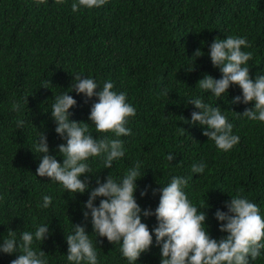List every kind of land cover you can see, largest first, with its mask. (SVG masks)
I'll return each mask as SVG.
<instances>
[{"label": "trees", "instance_id": "trees-1", "mask_svg": "<svg viewBox=\"0 0 264 264\" xmlns=\"http://www.w3.org/2000/svg\"><path fill=\"white\" fill-rule=\"evenodd\" d=\"M73 2L0 0V243L9 228L19 241L22 231L34 232L38 225L48 224L50 235L44 242L34 241V250L46 253L47 264H72L65 237L79 224L93 241L98 264H129L120 243L93 234L83 205L98 178L103 182L112 173L119 180L137 161L144 177L137 181L135 198L142 209L155 211L158 206L159 194L152 193L160 187L157 181L167 185L173 176H181L188 179L183 190L189 200L209 205L206 224L214 239L226 235L219 230L215 212L227 211L225 201L241 189L264 217V122L241 115L254 108V102H230L242 96L238 85H231L220 98L197 86L205 74L221 78L209 55L216 37L247 38L251 47L242 50L253 53L248 62L252 78L264 75V0H107L102 7H82L78 12L72 11ZM197 49L204 55L193 57ZM76 74L101 86L113 82L114 90L126 93L136 110L128 119L131 135L120 137L124 157L111 169H105L103 154L88 159L92 173L86 174L90 185L84 194L69 193L50 178L36 176L42 132L50 154L63 163L57 146L66 141L55 132L51 105L55 95L70 91ZM69 94L77 101L69 109L72 120L89 123L94 137L116 138L113 133H97L89 120L96 97ZM193 98L221 107L233 134L240 137L231 150L218 149L202 134V126L190 122L191 113L199 111L188 103ZM14 103L19 111L12 110ZM170 153L171 162L166 159ZM198 162L206 164L202 174L191 170ZM147 186L148 194L142 197ZM45 195L52 197V204L38 207ZM142 222L150 231L157 226L155 216L142 217ZM18 254L0 253V264H10ZM160 260L153 232L150 250L136 264ZM249 264H264V250L257 259L249 258Z\"/></svg>", "mask_w": 264, "mask_h": 264}, {"label": "clouds", "instance_id": "clouds-1", "mask_svg": "<svg viewBox=\"0 0 264 264\" xmlns=\"http://www.w3.org/2000/svg\"><path fill=\"white\" fill-rule=\"evenodd\" d=\"M43 2L37 0L38 4ZM55 2L62 3L63 0ZM106 2L75 0L71 8L73 12H78L82 7L99 8ZM250 47L245 37H216L211 43L209 55L213 66L221 72V78L205 74L197 86L220 98L228 93L231 85H238L242 96L238 95L230 102L245 105L254 102V108H246L241 115L264 122V75L252 78L248 62L253 59V53L242 50ZM202 55L204 53L197 49L193 57ZM68 89L70 91L54 96L50 112L56 134L66 141L57 146V154L63 157V163L50 154L48 137L42 132L36 146V151L41 154L36 176L50 178L69 193L84 194L90 185L86 174L92 173L88 159L103 154L105 169H111L114 161L124 157V142L120 137L131 135L127 124L128 119L136 115V110L127 102V94L115 91L111 81H105L101 86L89 76L76 74ZM73 91L84 94L87 99L97 98L91 106L89 120L97 133H113L116 138L94 137L89 131V123L71 119L69 109L77 105L69 94ZM188 103L199 109L191 113L190 122L202 126V134L213 141L218 149L229 151L240 142V137L233 134V125L222 113L221 107L205 103L201 98H193ZM19 109L20 105L14 103L12 110ZM19 124L22 125L23 121ZM166 159L171 162L174 155L170 153ZM205 168L206 164L198 162L192 165L191 170L202 174ZM140 169L141 163L137 161L119 180L112 173L103 182L98 178V186L91 189L89 199L83 205L85 218L88 219L90 215L93 234L97 238H107L110 243H120L121 253L129 264H136L141 254L150 250L153 232L161 251L160 264H249V258L255 260L261 255V250H264V217L258 205L243 196L242 189L225 201L227 211L218 209L215 212V218L220 222L219 230L226 234L217 240L210 236L206 224L205 209L209 205L205 207L204 201L194 205L189 200L183 190L188 185V179L184 177L173 176L167 185L157 181L160 187L153 188L152 193L159 194L158 206L155 211L142 209L135 198L137 181L144 177ZM82 176L85 179L82 180ZM150 187L141 191L142 197L147 196ZM98 197L103 198L99 206L96 205ZM42 199L43 203L38 207L48 208L52 204L50 195ZM151 216L156 217L157 226L150 231L148 225L142 222V217ZM49 235L50 226L40 224L34 232L22 231L18 241L16 232L9 228L0 243V253H19L10 264H47L46 253L42 249L39 252L34 250L33 244L34 241L44 242ZM65 239L68 261L72 264H98L96 248L85 227L74 225L73 231L66 234ZM96 243L102 241L97 239Z\"/></svg>", "mask_w": 264, "mask_h": 264}]
</instances>
